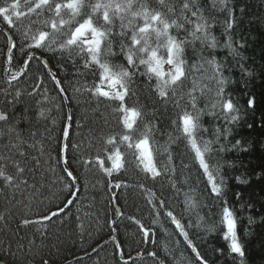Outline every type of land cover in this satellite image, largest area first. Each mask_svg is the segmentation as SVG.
I'll return each mask as SVG.
<instances>
[{
	"label": "trees",
	"instance_id": "trees-1",
	"mask_svg": "<svg viewBox=\"0 0 264 264\" xmlns=\"http://www.w3.org/2000/svg\"><path fill=\"white\" fill-rule=\"evenodd\" d=\"M149 2L153 8L160 7L158 0H149ZM184 2L185 0H173L175 14L170 13L168 18L177 19L183 27L178 31L175 28L170 29V33L179 39L191 40L188 33L193 29L196 18L192 17L190 11L185 15L193 23H187L181 18V6ZM197 3L203 9L202 14L212 25L209 34L216 38L217 47L210 48L208 42L201 43L200 40L185 44L187 78L183 85L177 88L175 97L167 103L155 91V79L149 81L147 76L140 74L145 71L143 66L133 70L135 75L132 77L130 89L134 94L126 98L129 107H136L142 113V117L138 120L140 131L144 130L145 125L151 128L150 144L154 149L155 162L161 175L152 179L139 166V162L135 159V151L122 148L125 152V168L111 177L101 171L100 180L104 187L101 192H97L96 195L90 191L86 196L80 192V185L77 184L78 195L74 203L63 213L50 221L30 223L26 226L23 224L25 219L40 221L49 210H56L57 206L63 207L66 202V199H62L63 194L68 190L60 194L59 187L64 183L61 182V178L58 179L60 183L54 181L55 179L49 174L42 176L41 172L31 171L34 176L31 178L29 170L25 185L7 170L16 167L17 164L21 167L22 164L32 162L35 153L40 154L41 149L43 152L52 153L51 156L55 157L57 162L60 147L67 143L63 140L62 132L65 123H68L71 144L79 147H69L65 156L70 160L69 167L74 175L78 174L81 177L82 171L77 173L74 170L73 149L79 156H84L81 152L86 150L96 156L104 157L105 139L120 133L123 127L119 123V114L113 111L112 102L103 98L98 100L90 91H85V87L91 88L99 77L98 74L94 76L91 70L84 68V60L79 55L69 58L67 53L61 56L59 53H49L41 49L22 51L23 28L11 29L0 21V85L2 83L4 85L0 90V114L7 117L5 121H0L4 123L0 127L7 136L24 139L22 144L29 145L25 146L26 159H13L21 151L19 142L17 143L19 145H15L12 151L5 152L1 156L3 159H0V165L4 167L5 173L13 178V182L18 181L11 188L12 185L0 179V233L3 231L0 234L1 263L44 264L46 260L48 264H110L106 262L110 260L113 264H123V260H126L127 264H173L167 259L168 248L164 244L176 240L178 248L172 256L174 264H200L196 254H193L191 248L184 242L183 236L171 223V219L165 215V211L170 210L186 226L192 245L196 247L206 264H241V258L230 253L228 242L223 239L224 228L220 221L222 208L225 205L233 212L237 223L238 240L245 252L243 264H264V0H228L224 8L218 3L213 7V0H197ZM21 10H26L24 0H21ZM48 16L50 14L45 13L43 18ZM218 18L233 22V27L227 31V34H224L223 30L220 34L215 32L218 30L214 28L218 25L216 23ZM141 21L139 23L142 24ZM119 23L117 20V31H119ZM26 25L27 19H25ZM32 27L38 29L41 25L33 24ZM2 28L8 30L12 42L17 45L12 50L10 64L7 38L2 33ZM130 34L129 31L128 35ZM229 36L233 49L238 53L236 55L231 54L225 47ZM110 39L113 40V51L117 53L111 59L126 66L127 62L119 47L121 38L115 35ZM125 39L127 40V37ZM29 53H34L36 58L29 61L28 68L20 79L8 83L13 74L21 71ZM213 57L221 65L220 72L226 80L224 98L231 99L238 109V112L233 113L239 117L235 122L229 123L224 118L226 114L219 105L212 108V104L217 100L216 90L219 85L213 68L204 61ZM45 60L52 74L61 81L63 95L49 75V68L44 67L42 61ZM207 77L214 82V86L208 84ZM194 87L195 91H192ZM76 89L80 90L76 91ZM190 91L197 98V108L203 110L199 121L201 129L197 136L202 140L215 141L211 145L212 152L206 154V157L213 166L219 167L216 182L223 180L221 196L212 193L207 178L195 163L194 155L185 138L173 124V121L179 124V117L184 111L195 115L188 95ZM93 98L101 104L95 103ZM249 99H254L252 108L248 107ZM176 100H179V107L175 104ZM95 104L99 105V110L94 109ZM68 116H71L70 121L67 120ZM47 121L55 124L54 129L49 127L51 134H59V137L53 136L52 144L42 142L46 141L42 135H44L43 131L48 129ZM217 128L220 129L218 139ZM225 129L229 130L226 134ZM34 133L36 136H33ZM136 135L139 136V133ZM169 135L172 137L171 141ZM237 141L240 143L237 144ZM169 153H171V161L168 158ZM96 156H91L89 159L94 163ZM104 158L106 161V157ZM81 159L86 158L81 157ZM59 164L63 165V163ZM106 166L110 167L107 161ZM59 177H66V173H60ZM138 177L149 181L143 193L133 189ZM200 178L205 181L204 185L200 183ZM120 181L128 186L122 184L120 192H115L114 185ZM187 198H191L196 205L191 210L186 208ZM227 198L229 201L226 204ZM150 200L152 203H149ZM161 201L165 204L164 209L159 208ZM7 203L10 204V218H17L14 219L16 227L11 226L9 230L4 231L3 225L7 223L8 214L5 213L4 216L3 210ZM93 203L101 211L97 213L99 219L83 216ZM232 203L239 204L241 209L237 211ZM114 204L121 213L118 218L115 217ZM215 209L220 214L215 213ZM142 214L147 217L145 223H135L132 216L139 217L143 216ZM155 218L162 220L169 231V238H166V241L159 236L160 227L157 230ZM79 223L81 235L74 228V225ZM151 223L155 225L151 226ZM18 224L22 227H17ZM141 225L150 230L151 239L147 243L143 242ZM188 225L191 227H187ZM83 229L86 230L84 235H82ZM204 230H208L210 239H198L197 233ZM123 233L127 236L132 234L144 244L135 247L134 241L126 242ZM113 237L121 246L119 251L110 241ZM43 239H46V243L43 241L42 244L45 249L42 254H38L37 245ZM153 240L155 243L152 242ZM145 244L148 248L144 246ZM148 250L155 251L157 258L149 257Z\"/></svg>",
	"mask_w": 264,
	"mask_h": 264
},
{
	"label": "snow or ice",
	"instance_id": "snow-or-ice-1",
	"mask_svg": "<svg viewBox=\"0 0 264 264\" xmlns=\"http://www.w3.org/2000/svg\"><path fill=\"white\" fill-rule=\"evenodd\" d=\"M26 10H21V0H0V21H3L11 29L20 30L23 28L21 35L23 37L22 51L27 49H41L49 53H59L61 56L67 53L69 58L73 55H79L84 60V68L92 71L95 76L98 74V81L94 82L91 88L85 87V91H90L91 94L98 100L103 98L106 101L114 104L113 111L119 114V123L123 127V131L117 134L108 136L105 139L104 157L110 163V167L106 166L104 157L97 155L95 163L100 166L101 171L106 176H113L114 173L119 174L125 168V152L122 148L135 151V159L139 162L144 173L151 176L152 179L159 177L161 172L157 168L154 158V149L150 144L151 128L145 125L141 132L138 120L142 117L141 111L136 107H129L127 97L131 94L130 83L135 75L133 71L138 70L141 66L145 71L140 73L148 77L149 81L155 79V91L159 97L163 98L165 103L175 97L177 88L183 85L187 78L185 71V44L194 43L200 40L201 43L208 42L210 48L217 47V41L214 36L209 34V29L212 25L202 14V9L199 7L197 0H185L181 6L180 16L187 23L193 21L185 15L186 12H191L192 17H195L194 27L189 31L188 35L191 40L179 39L177 36L170 33V29L175 28L177 31L183 27L177 19H169V14H175V5L173 0H158L159 8H153L149 0H24ZM226 7L228 0H213V7ZM229 12L231 10L229 9ZM45 13L50 16L45 17ZM35 17V19H33ZM25 19L27 25L25 26ZM119 20V31H117L116 21ZM142 20L143 23H139ZM33 24L41 25L40 28L34 29ZM233 27V22H226L225 32ZM50 29V31H49ZM130 31V36L128 32ZM118 35L120 40V52L124 56L127 65L122 62H115L111 57L117 53L113 51V40L110 37ZM127 37V40L125 39ZM11 39V38H10ZM130 41V42H129ZM15 42H11L8 48V63L12 62V50L16 48ZM231 54L236 55V50L232 47L231 37L225 44ZM162 50L166 51V56ZM35 57L34 53H29L27 59L20 72L12 75L8 83L16 80L23 75L27 70L29 61ZM203 59V58H202ZM205 63L209 64L214 70V76L219 87L216 90L217 100L212 104V108L219 105L226 114L225 119L229 123L239 119L238 115L233 114L238 112L231 99L224 98V85L226 80L221 75V65L218 64L213 57L210 60L205 59ZM45 68H49V75L52 76L57 88L60 89V94H64V89L59 81L51 72L48 62L42 61ZM38 86V85H37ZM151 86V85H150ZM80 89H76L79 91ZM46 91V90H45ZM195 91V87L192 89ZM192 91L188 93L190 103L195 112L189 113L184 111L179 117V124L173 121V124L178 127L183 137L185 138L188 147L194 155V161L199 165L207 178L211 191L216 196L222 195L223 180L216 182V177L219 176V167L213 166L206 154L212 152L211 145L215 141L202 140L197 136L201 129L200 114L203 110L197 108V98L192 95ZM171 92V95H169ZM19 95V93H17ZM183 97L181 96V99ZM179 107V100L175 101ZM254 106V99L248 100V107ZM214 114V113H209ZM43 115V112H41ZM7 117L0 114V121H5ZM71 120V116L67 117ZM225 129V134L228 132ZM139 133V136L136 134ZM217 139L220 135V129H216ZM64 143L59 149V156L56 158L57 163H63L62 171L66 173V177H61V182L64 183L66 190L70 192V197L66 199L63 207L57 206L56 210H49L48 214L43 215L40 221H30L25 219L23 224L26 226L30 223H41L50 221L53 217L59 216L70 205L74 203L78 195L79 189L76 185L79 183L77 177L71 171L69 164L70 160L66 158L65 153L71 148H78V145L71 144L70 125L65 123L62 132ZM170 141L172 140L169 135ZM240 142L237 141V144ZM167 151V148L165 149ZM43 152V149H41ZM25 155L24 152L20 153ZM169 161H171V153H169ZM0 159H3L0 157ZM91 160H85L84 164L91 163ZM17 174L23 173L24 169L16 165ZM53 171H55L53 169ZM0 179L7 183L12 182V177L7 175L4 167L0 166ZM239 180V178H238ZM25 182V181H22ZM124 184L123 181L115 183L116 188H120ZM109 186H112L111 181ZM143 188V185H139ZM153 199L155 196L153 195ZM149 203H152L150 200ZM186 208L191 210L196 205L191 198L186 199ZM159 208L164 209L163 201L159 203ZM121 213L117 210V215ZM171 219V223L175 225V229L184 238V242L196 254V259L200 264H206V261L200 256L189 239L186 231V226L181 223L172 211H165ZM221 224L226 231L223 233V239L228 242L230 253H233L243 258L245 252L241 242L238 240L237 223L233 212L228 206L222 208ZM114 223V222H113ZM199 227V224L197 225ZM187 227H191L188 225ZM140 231L143 232L145 243L151 239L149 236L150 230L145 226H140ZM115 240V237H113ZM155 243V241H152ZM117 248L121 246L116 245ZM149 257L157 258L155 251L147 252ZM123 260V257H121ZM44 264H48L45 260ZM123 264H127L123 260Z\"/></svg>",
	"mask_w": 264,
	"mask_h": 264
},
{
	"label": "bare ground",
	"instance_id": "bare-ground-1",
	"mask_svg": "<svg viewBox=\"0 0 264 264\" xmlns=\"http://www.w3.org/2000/svg\"><path fill=\"white\" fill-rule=\"evenodd\" d=\"M202 9V8H201ZM203 11V9H202ZM221 13H224V12H221ZM220 18H218V21L216 22L218 25H215L214 28H216L217 31H214L215 32H218L220 34V32L222 33L224 31V34H226L225 32V25H226V22L227 20L225 19L224 20H220ZM223 30V31H222ZM7 44H9V42L7 41ZM8 77L10 78L11 75L9 74ZM21 77L19 76L17 79H20ZM209 77H207L206 81L208 82V84H210V86H214V82L211 80ZM231 80V79H230ZM1 82V80H0ZM3 83L0 85V90L3 88ZM93 101L97 104H101L99 101H97V99L95 100L93 98ZM95 110H99L100 107L99 105H96L95 104ZM4 123L3 122H0V125H3ZM51 126L52 129L55 128V124L54 123H51L50 121H47V127L48 129H46L44 132V135H42V138L43 139H46V141H42V142H46V143H54V139H53V136L54 138L55 137H59V134L57 133H52L50 132V129L49 127ZM4 129L0 127V141H1V145H0V157L4 155L5 152H10L14 149L15 145H19L17 144L18 142L22 145H20V152L18 154H16L13 159L14 160H18V159H26L27 158V151H26V147L29 146V145H24L22 144V142H24V139H16V138H11V136H7L5 131H3ZM35 132V131H34ZM33 136H36V133L33 134ZM26 146V147H25ZM21 152H24L25 155L21 156L20 153ZM72 153V152H71ZM52 153L50 152H41L40 154L39 153H35L34 155V160L26 165H21V168L24 169V172L23 173H20V174H17V168L16 167H11L9 168L7 171L10 175H14L16 177L19 178V180L21 181H25L23 182L25 185L27 184L26 183V178L27 176L30 175L31 178H34L32 172H35V173H40L41 172V175L43 176L46 175V174H49L50 177L54 178L55 180L54 181H57L60 183V181H58V179L60 180L61 177H59V174L60 173H64L62 171L64 165H61L59 163L56 162L55 160V157L51 156ZM73 154H74V157H73V165H74V170L75 172H79V171H82V176L80 177V175H78L77 173V179L79 181V185H80V192L83 193L84 195H88V193L91 191V192H94V194L97 195V192H101L102 189L104 188L103 187V183L102 181L100 180L101 179V170H100V166H97V164L93 161L87 165L84 164V161L85 160H88L89 158L91 159V156H96L93 152H90V151H83L81 152V154H83L84 156H79L78 152H76L74 149H73ZM81 157H85L86 159H81ZM89 159V160H90ZM14 164V163H12ZM130 164V162H129ZM131 165V164H130ZM1 166V165H0ZM47 168H50V170H46ZM131 168L133 170L134 167L131 166ZM53 169L55 171H53ZM127 169V167H126ZM29 175L27 173V171H29ZM32 171V172H31ZM58 174V175H57ZM29 177V178H30ZM203 179L200 178V183L202 185L205 184V181H202ZM19 181V182H20ZM21 181V182H22ZM149 181L145 178H140L138 177V181H136V183L134 184V187L133 189H136L138 192L140 193H143L147 187V183ZM16 183H18V181H12L11 184L9 185H12L11 188L13 187V185H15ZM139 185H143L144 187L141 188ZM107 188L110 189V187L107 185ZM60 189V194L64 193V191H66L64 185H61V187H59ZM10 191V189H9ZM115 192H120V188H115ZM70 197V192H66V194H63V200L64 199H67ZM237 200V199H236ZM229 201V198L226 199V204L228 203ZM237 203V202H236ZM236 203H232V206L235 207L237 209V211L240 208V205L239 204H236ZM225 206V205H224ZM99 208L96 207L95 203L91 204L90 208L88 207L87 210L84 212L83 216L84 217H89V218H93V219H96L98 218V212H99ZM101 213V211H100ZM215 213L217 214H220V212L218 210L215 209ZM143 215V214H142ZM81 218V217H80ZM79 218V219H80ZM100 218V217H99ZM98 218V219H99ZM133 220L135 223L137 224H142V223H145L146 221V215H143V216H139V217H136V216H132ZM156 219V222H157V230L158 228L160 227V234L159 236L161 237V239L163 241H166L168 238H169V231L167 230V228L164 226V222L158 218H155ZM102 221H104V218L102 217ZM107 221H108V218H107ZM155 224L151 223V226H154ZM220 226V224H218ZM135 229L136 226H134ZM131 228V227H130ZM132 232L134 233L133 229L131 228ZM156 230V231H157ZM245 232H247L245 229H244ZM135 235V233H134ZM198 235V239H210L211 236L209 235L208 233V230H204V231H201V232H198L197 233ZM215 236V235H214ZM167 238V239H166ZM199 240V241H200ZM144 244V243H143ZM178 242L175 240V241H171L169 242L168 244H164L168 249H167V254H168V257L167 259L171 260L174 264V260L172 258V256H174V253L177 251V246ZM135 247H137L136 244H134ZM144 246H146V248H148V245L145 244ZM151 251V250H148V252ZM175 251V252H174ZM147 252V251H146Z\"/></svg>",
	"mask_w": 264,
	"mask_h": 264
},
{
	"label": "rangeland",
	"instance_id": "rangeland-1",
	"mask_svg": "<svg viewBox=\"0 0 264 264\" xmlns=\"http://www.w3.org/2000/svg\"><path fill=\"white\" fill-rule=\"evenodd\" d=\"M142 23H143V21H142ZM163 52H164V55L166 56V51L165 50H162ZM32 160H34V158H32ZM43 186V185H42ZM6 201V200H5ZM5 201H4V203H5ZM12 201V200H11ZM14 206V205H13ZM15 208V206L13 207V209ZM11 209H10V204H6V205H4V216H5V213L6 214H8V217H7V223H5L4 225H3V228H4V231L5 230H9V228H11V226H13V227H16L15 225H14V222H15V220L14 219H16L17 217H15L14 219L13 218H10V216H9V213H11V211H10ZM77 218H79V217H77ZM76 218V219H77ZM146 219H147V217H146ZM17 227H22L20 224H18L17 225ZM2 228V229H3ZM74 228L77 230V233L79 232V234H80V230L79 229H81V226H80V223L79 224H75L74 225ZM29 231V230H28ZM2 233H3V231H2ZM2 233H0V234H2ZM84 233H86V230L85 229H83V233H82V235H84ZM81 235V234H80ZM123 236L125 237L124 239L126 240V242H131V241H134V243L137 245V247H141V244H143V243H141L139 240H138V238H135L132 234H129L128 236L127 235H125L124 233H123ZM41 238H45L44 236H41ZM43 241L46 243V239H43V240H40V245H39V243H38V245H37V247H39L38 248V254H42L43 253V249H45V248H43L42 247V244H43ZM50 241V240H49ZM44 243V244H45ZM45 254V253H44ZM106 262H108V263H110V264H113L110 260L109 261H106Z\"/></svg>",
	"mask_w": 264,
	"mask_h": 264
}]
</instances>
